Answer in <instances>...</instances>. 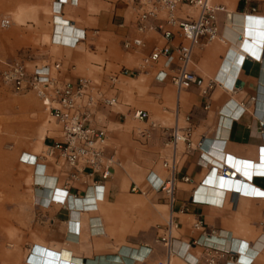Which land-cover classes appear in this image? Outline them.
<instances>
[{
  "label": "crops",
  "instance_id": "crops-1",
  "mask_svg": "<svg viewBox=\"0 0 264 264\" xmlns=\"http://www.w3.org/2000/svg\"><path fill=\"white\" fill-rule=\"evenodd\" d=\"M61 1L59 15L53 17L50 44L60 59L42 56L27 63L38 68L59 63L63 81L86 79L93 96L101 93L115 98L114 106L93 109L90 125L106 131L105 151L116 163L105 182L97 177L73 179L57 151L31 166L35 215L30 249L42 245L43 251H53L59 264H159L167 260L168 264H205L212 256L215 264H264V194L256 195L264 193V0L213 1L231 14V22H226L225 13L217 14L220 39L192 56L191 71L202 85L179 93L168 79L172 71L162 62L137 77L120 76L116 83L110 82L113 75L136 69L143 57L167 44L156 32L136 30L138 7L132 0ZM6 2L13 14L0 17V34L8 33L14 23L9 35V56L14 60L22 41L16 37L17 30L32 26L33 20L40 25V40H44L48 27L37 19L38 9L30 7L41 0ZM192 13L182 8L177 16ZM163 18L161 13L158 19ZM59 21L69 27H61ZM156 23L149 20L146 24ZM171 31L170 46L176 47L180 38L175 28ZM125 39L139 40L141 46L126 51L122 48ZM161 73L167 75L164 81L157 78ZM136 110L148 113L147 121L137 120L146 129H119L130 127L128 115ZM175 125L190 129L194 150L181 155L174 205L178 237L167 257L153 222L155 205L160 202L159 207H167L160 200L163 195L155 191L166 175L160 163L169 155L163 129ZM47 135L40 126L41 144L33 151L42 147L47 151L54 144L52 138L60 141L59 134ZM220 166L234 170L244 181L220 177L215 169ZM144 171H148L145 180ZM132 174H140L133 180L146 186L147 196L156 193L155 199L144 201L140 188L142 194L132 192L136 184L126 191ZM182 177L189 181L182 182ZM197 220L204 225V235L193 229ZM212 231L215 236L206 242V234ZM208 248L229 254L218 256ZM31 263L29 255L24 264ZM40 264H47L46 259Z\"/></svg>",
  "mask_w": 264,
  "mask_h": 264
},
{
  "label": "built area",
  "instance_id": "built-area-1",
  "mask_svg": "<svg viewBox=\"0 0 264 264\" xmlns=\"http://www.w3.org/2000/svg\"><path fill=\"white\" fill-rule=\"evenodd\" d=\"M138 7L135 26L140 33L153 31L161 35L167 44L160 49H154L149 55L143 57L134 70L123 69L110 78L112 84L116 83L118 77H137L146 73L157 63L162 62L163 67L172 71L168 77L170 83L179 93L188 90L193 86L200 87L202 80L192 71V56L195 50L203 48L205 45L220 39L216 22L218 13H226L224 7L213 4V0H132ZM61 4V0H56ZM182 8L191 9L193 14H186L179 17L177 14ZM253 11V10H252ZM164 15L163 20H159L160 14ZM154 20L158 23L147 25V21ZM175 28L180 43L176 47L170 46L174 38L171 31ZM141 46L139 40L125 39L122 48L126 51L137 49ZM60 64L55 63L52 68L44 66L32 68L21 59H15L9 63H4L0 69V84L12 90L15 94L33 93L48 115L55 120L60 127V141L52 138L54 144L48 146V150L42 155H35L32 161L20 159V163L28 166H35L45 157L57 151L64 163L70 169L73 179L79 176L88 178L97 177L100 182L109 180L112 176V168L116 163L113 156L106 154V131L97 129L90 125L92 111L96 106L112 107L115 98L105 97L101 93L92 95L90 81L80 79L76 82L63 81L59 74ZM159 81L167 78L161 73L157 76ZM133 118L138 121H147L149 116L146 111L136 110L132 113ZM166 134L165 146L170 151V156L161 162V168L166 175L160 185L155 189L157 193L163 195V200L169 208L168 217L164 225L158 227L162 234L158 241L167 250V257L171 254V247L176 240L175 233L179 228L178 218L175 214V190L177 174L179 170L181 155L194 150L190 142V129H180L176 125L164 128ZM181 147L184 148L181 151ZM220 177L228 180H235L236 173L225 166L215 168ZM182 182H188L186 177L181 178ZM132 192L140 193V189L135 185ZM193 229L205 234L202 221L197 220L193 224ZM220 234H217L219 237ZM215 236V232L206 234L205 241H210ZM215 255L229 254L208 248ZM210 253V254H211ZM144 259V258H143ZM142 259V260H143ZM141 261V260H139ZM159 264H168L162 262ZM205 264H215V257H209Z\"/></svg>",
  "mask_w": 264,
  "mask_h": 264
},
{
  "label": "rangeland",
  "instance_id": "rangeland-1",
  "mask_svg": "<svg viewBox=\"0 0 264 264\" xmlns=\"http://www.w3.org/2000/svg\"><path fill=\"white\" fill-rule=\"evenodd\" d=\"M6 1L0 0V17L10 18L13 12L7 9ZM55 1L41 0V4L35 3L30 6L33 9H38L37 19L48 27L45 39L40 40V25L29 19L32 26H24V28L21 27L20 30H17L19 35L16 37H20L22 41L20 43L21 49L15 59H21L26 63L28 60L42 56H49L55 60L60 59V54L54 52L50 46L54 28L53 17L57 16L54 14L53 9ZM108 1L118 3L120 0ZM13 28L14 23H12L8 33L0 34V53L2 54V57H0V69L4 63H9L14 58L12 55L9 56L12 54V43L9 40V35ZM27 66L32 67L29 63H27ZM128 116L130 127L120 126L118 127L119 129L126 130L128 128L135 131L146 129L145 126H141L137 120L132 118L131 113ZM123 122L122 120L120 123ZM40 126L46 129L48 134L46 137H57L59 134V127L44 112L40 102L33 93L15 94L11 89L0 84V207H2L0 215V264H24L25 258H28L29 250H31L29 244L35 215L32 203V175L34 169L31 166L21 164L20 159L22 157L24 161L29 159L32 161L35 155H42L46 152L43 147L33 151V147L41 144V138L38 137ZM167 150L169 157L170 151L169 149ZM148 171L142 173L144 180ZM135 175L140 176V174H132L127 179L126 191L129 192L131 184H136L145 194L142 197L144 201L145 199L148 201L152 198L155 199L156 193L147 196L146 186H141L133 180ZM160 200L164 202L162 198ZM144 203L142 206L143 220L146 219V202ZM160 204L159 202L158 205ZM157 206L155 205L157 218L154 219L153 226L158 232V236H160L162 232L158 227L163 226L167 220L169 208ZM175 237H178V230L175 233Z\"/></svg>",
  "mask_w": 264,
  "mask_h": 264
},
{
  "label": "bare ground",
  "instance_id": "bare-ground-1",
  "mask_svg": "<svg viewBox=\"0 0 264 264\" xmlns=\"http://www.w3.org/2000/svg\"><path fill=\"white\" fill-rule=\"evenodd\" d=\"M60 3H58V2H54V5H53V9H54V14H56V15H59V12H60ZM193 14V13H192ZM56 17H58V16H56ZM57 19H59V18H57ZM226 19H227V23H230L231 22V14H227V16H226ZM58 25H60L61 27H64V28H67V27H69V26H66V24L63 22H58ZM42 106V105H41ZM43 108V107H42ZM44 110V109H43ZM44 112L46 113V114H48V112H46L45 110H44ZM133 113V112H132ZM131 113V116L133 115ZM50 117V116H49ZM51 118V117H50ZM132 118H133V116H132ZM52 119V118H51ZM134 119V118H133ZM53 120V119H52ZM135 120V119H134ZM55 121V120H54ZM66 165V164H65ZM67 166V165H66ZM234 171V170H233ZM235 172V171H234ZM236 173V172H235ZM236 179L235 180H239L240 182H243L244 181V179L242 178V177H239V176H237L236 175ZM42 184H43V182H42ZM48 186H49V184H48ZM262 194H264V193H262V192H260V193H258V194H256V195H262ZM43 202V201H42ZM45 202V201H44ZM47 202V201H46ZM45 204V203H44ZM3 206V205H2ZM1 211H2V207H0V215H1ZM0 221H1V218H0ZM36 246V249L33 251L32 250V248H31V250H30V252H29V255H31V261L33 262V263H31V264H40L41 263V261H45V259H46V262H47V264H59V261H57V257L55 256V254H53V251H43V246L42 245H39V244H36L35 245ZM34 247V246H33ZM126 254V253H125ZM29 255H28V257H29ZM131 256L132 255H128V259H130L131 258ZM137 257V256H136ZM62 258L63 259H67L68 257L66 256V255H63L62 256ZM138 259V258H137Z\"/></svg>",
  "mask_w": 264,
  "mask_h": 264
}]
</instances>
